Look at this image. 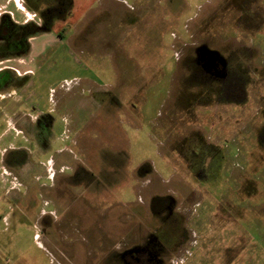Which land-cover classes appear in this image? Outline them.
I'll return each instance as SVG.
<instances>
[{
  "label": "rangeland",
  "instance_id": "obj_1",
  "mask_svg": "<svg viewBox=\"0 0 264 264\" xmlns=\"http://www.w3.org/2000/svg\"><path fill=\"white\" fill-rule=\"evenodd\" d=\"M69 18L0 82V264H264V0H78Z\"/></svg>",
  "mask_w": 264,
  "mask_h": 264
},
{
  "label": "crops",
  "instance_id": "obj_2",
  "mask_svg": "<svg viewBox=\"0 0 264 264\" xmlns=\"http://www.w3.org/2000/svg\"><path fill=\"white\" fill-rule=\"evenodd\" d=\"M77 6L78 0H71L66 19L47 25L25 0H0V82L4 87L33 74L34 66L38 69L48 59L44 56L50 48L64 43L65 31L71 27L69 17ZM57 22L62 23L56 26Z\"/></svg>",
  "mask_w": 264,
  "mask_h": 264
},
{
  "label": "trees",
  "instance_id": "obj_3",
  "mask_svg": "<svg viewBox=\"0 0 264 264\" xmlns=\"http://www.w3.org/2000/svg\"><path fill=\"white\" fill-rule=\"evenodd\" d=\"M70 9H71V0H68V13H69V11H70ZM68 15V14H67ZM67 15H65V16H63V17H57L56 19H64ZM44 20V22L47 24V25H50L52 22H53V20H50V21H48V20H45V19H43Z\"/></svg>",
  "mask_w": 264,
  "mask_h": 264
}]
</instances>
